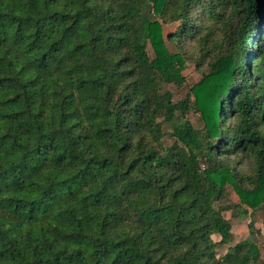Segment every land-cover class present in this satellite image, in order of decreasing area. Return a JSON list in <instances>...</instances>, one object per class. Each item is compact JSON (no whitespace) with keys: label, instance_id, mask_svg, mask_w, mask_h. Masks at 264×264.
<instances>
[{"label":"trees","instance_id":"trees-1","mask_svg":"<svg viewBox=\"0 0 264 264\" xmlns=\"http://www.w3.org/2000/svg\"><path fill=\"white\" fill-rule=\"evenodd\" d=\"M227 183L264 202V0H0V264H264Z\"/></svg>","mask_w":264,"mask_h":264},{"label":"rangeland","instance_id":"rangeland-1","mask_svg":"<svg viewBox=\"0 0 264 264\" xmlns=\"http://www.w3.org/2000/svg\"><path fill=\"white\" fill-rule=\"evenodd\" d=\"M229 11L230 6L226 8V12ZM176 26L177 22L164 24L162 33L166 35L168 31L175 30ZM166 45L171 52L177 51V48L173 44L167 42ZM190 45V41L186 39L184 49H189ZM147 52L150 58H153L156 54L155 49L150 42L147 43ZM182 56V73L185 76V82L181 86H176L174 84H164L163 88L169 90L172 93L174 101L183 100L188 97L189 109L186 113V118L195 128H202L204 120L201 116V113L205 99L202 94L196 98V94L190 91V87L200 80L201 72L195 68L194 63L189 58L188 52L184 53ZM164 130L166 131V134L164 135L163 140L165 145H169L173 141V138L168 133L171 130V127L168 124H165ZM236 161L237 160L234 159V157L230 158V163L233 164L237 169L244 172L250 171L251 160L249 157H243L241 162L237 164ZM215 206H228L227 209L222 210V213L225 218L229 220L231 224V232L233 234L232 240L228 244H223L217 248V254H223L227 250L228 246L233 245L237 241L251 235L260 245L261 255L264 261V202L257 209L247 208V212L244 213L242 210L243 208H246V206L240 202L239 195L233 187V184L227 183L224 197L219 202H216ZM251 229L252 231L250 232ZM257 230H259V233L256 232ZM212 237L214 240H218L219 238L218 235H213Z\"/></svg>","mask_w":264,"mask_h":264}]
</instances>
